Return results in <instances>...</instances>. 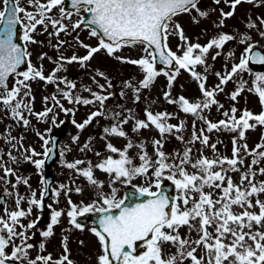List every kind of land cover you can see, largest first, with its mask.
<instances>
[{"label":"snow or ice","instance_id":"6c2138e0","mask_svg":"<svg viewBox=\"0 0 264 264\" xmlns=\"http://www.w3.org/2000/svg\"><path fill=\"white\" fill-rule=\"evenodd\" d=\"M198 2L199 0H71L70 6L76 10L75 14L78 15L83 6V11L90 15L91 18L86 23L95 26L90 31V35L98 37L102 33L108 42L99 39V45L95 48L81 43V47L87 49L86 55L78 57L73 54L70 58L60 57L58 61L54 62L57 67L45 77L42 67L37 69L32 65L29 59L30 53L26 47L21 46L19 41L22 40L25 44L37 43L32 34L36 32L38 26H42L43 32H47L50 25L53 32L48 33L49 37L53 35L59 37L60 33L68 34L67 25L63 21L70 20L74 13L66 10L65 0H47L46 3H42L41 0H28L29 7L34 11H27L25 8L19 7L18 0H3L6 7L4 11H0V89H3L0 91V104L8 111L10 118L27 128L30 125V120L25 116V112L28 116H34L38 122H46V118L52 114V126L59 127L55 115L57 107L65 115H75V108H65L55 94L43 98L45 103L43 111L34 112L32 104L35 98L31 95V87L27 82L39 79L49 84H56L57 91L70 105L99 104V109L91 112L82 123H77L75 119L72 120L78 130L83 131L98 117L113 122L110 127L104 128L105 136L102 138L106 140L105 150L116 154L118 158L108 155L94 166L95 169L108 175L110 194L103 191L104 183L94 178L91 161L66 162L62 160L64 167L74 170L77 177L86 178L87 182L96 190L97 200L86 206L75 205L68 198L67 202L70 208L66 214L69 217V223L81 231L83 227L78 222V216L83 217L92 212L102 214L98 220V228L90 229L100 244L101 254L97 257V264H184L185 260H188L190 264H264V200L259 198L260 194L264 193V181H256L257 173L253 171V166L264 160V151H260V149H264V144H258L252 150L248 149L246 143L238 145V141L245 139L246 130L254 129L257 125L264 126V111L253 115L245 109L237 119V109L233 106L230 112H223L226 119H221L216 123L209 121L203 115V112L213 105L217 107V111L222 109L223 105L214 98L216 94L223 92V85H226L233 77L248 72L250 62L264 65V55L254 52L256 46L251 43L252 37L247 33L233 35L221 32L204 46L190 43L181 26L173 23V20L177 15L190 14L193 10L199 17L206 18L208 13L200 11ZM213 2L219 4L221 0H213ZM224 2L229 5L232 11L225 13L221 9V20L216 25L220 28L224 26V19L233 16L237 5L242 2L254 3L255 0H231V3L229 0H224ZM57 8L60 13L59 18L50 15L53 9ZM21 13L24 16L22 36L18 35L17 29V25L21 23L19 16ZM257 19L259 27L251 20L246 27L256 29L259 36L264 38V18ZM198 22L193 17V23ZM82 23L85 21L80 20L74 23L73 30L81 28ZM171 35L178 36L180 43L177 45V50L182 52L181 55L171 51L168 44V38ZM229 41H236L244 46L239 63H233L231 70L223 74L215 73L219 78V83L211 90L206 89L207 77L194 69L198 65L205 66V72H207V54L211 49H217L215 55L212 56V60H215L221 55L219 50L223 49ZM63 44V41L58 40L54 47L58 50ZM131 45L142 46L146 55L136 60H127L119 56L115 58L139 66L144 74V78L138 86L125 83V87L133 88L134 103L139 102L140 89L149 88L161 74L167 77L169 88L172 87L180 69L189 71L191 77L198 83L202 99H198L194 103H190L183 96L173 98L170 92L164 93L167 103L176 104L180 111L194 117L193 130L189 140L185 141L182 135L185 130L183 121L177 125L167 122L173 118L170 113H153L146 107L144 119L137 118L133 109H125L127 114L122 117L121 112L105 110V102L113 94L101 95L98 92H93L89 87H84L83 91L89 92L91 99L74 95L75 83L66 78H58L56 75L57 72L64 70L65 63L76 62L85 66L86 62L101 50H105L107 55L113 56L123 46ZM227 55L231 58L234 53L229 52ZM45 56L46 54H42L39 59L43 60ZM157 63L169 68L174 67L175 71L161 73L157 70ZM22 65L26 67V70L18 71ZM13 74L23 78L17 81V87H10L6 83ZM97 75L104 76L101 72H97ZM253 76V88L248 91L258 95L262 109H264V74H253ZM93 81L96 82L95 77H93ZM246 83L243 80L238 83L236 90L230 94L231 100H236ZM61 84L65 85L68 90L60 88ZM98 86L103 92L104 86ZM108 87H111L110 82ZM22 89L24 90L23 96H21ZM124 95L125 93L121 91V98ZM28 97L31 99L25 102V98ZM49 99L53 102L51 107L47 106ZM197 120L206 126L200 128L199 134L196 131ZM250 120L256 123L250 124ZM130 121H132L130 131L133 133L147 130L150 126L159 133L160 139L151 141L152 155L146 151L144 141L134 144L131 139H128L124 148L118 149L107 140L108 137L127 139L128 133L123 126ZM214 130L235 134L232 139V158L217 155V144H209L210 138L205 135V132L211 133ZM46 131L50 133L51 128ZM36 135L42 141V152L38 153L32 148H24L20 141L17 143L20 144L18 150L22 151L23 160L34 165L40 174L46 159L54 151L55 141L46 138V135L40 132H37ZM167 135H175L177 140L185 143L182 153L166 154L161 150L162 141ZM15 139L9 133L5 142L11 144ZM261 139L264 140V136ZM78 140L79 136L72 138L73 143H77ZM91 142L92 138H89L80 151H91ZM197 142L201 144L202 148L210 147L215 158H207L201 151L200 156L193 159L191 155L193 149L189 145H194ZM15 147L16 144H13V148ZM132 148L138 149L136 159L139 160V164L134 163V158L128 155V151ZM69 150L67 146L61 149V158ZM95 155L99 157L101 153L96 152ZM8 156L13 163L17 162V157L12 156L11 151ZM247 156H252L253 159L247 166V171L241 172L237 165L243 166ZM35 157L43 158L34 159ZM86 163L88 167H78ZM189 166L193 171L187 170ZM0 168L4 169L5 177L15 176L14 170L5 168L2 163H0ZM217 168L219 170H214ZM231 172H240L239 184H234L229 175ZM259 174L264 175V168L259 169ZM137 177H145L149 182L154 179L156 189H161L162 181H171L178 191V195L175 197L166 196L162 189L152 191L150 187H140L130 193L128 199L135 200L138 196L147 197V199L134 206L122 207L124 200H116V189L112 185L118 181L131 183ZM2 179L4 177H0V180ZM29 179L16 178V183L12 184V188L16 189L17 185H24L29 189V195L23 196L16 193V210L11 212L5 210L7 219L0 217V264H74L69 259L66 236L62 237L61 244L64 253L59 259L53 261L51 255L39 254L35 259L29 258V250L33 249L34 245L29 243L33 236L28 235V232L37 227L41 217H37L34 221L30 220L27 225L20 221L27 219L32 214L33 208L43 211L45 200L49 198L50 193L53 203H59L61 194L68 197L73 190L80 193L82 189L78 186L73 189L68 184H61L55 189H50L47 182L42 179V188L39 198H37V192L31 188ZM205 189H209V191L206 192ZM217 189L219 190L218 195L215 193ZM5 195H11V193L5 191ZM214 195L215 199H213ZM253 197H255V202H253ZM23 202L28 204L26 210L21 208ZM233 206L239 207L242 211L234 212ZM47 208L50 210L49 223L46 230L40 231V236L44 238V241L54 235V226L59 224L60 217L64 214L63 210H56L50 204L47 205ZM256 208L259 209L258 213L251 211ZM112 209H119V213L113 214ZM184 226L188 228V235L181 238L180 229ZM254 226L255 230H253ZM18 228L19 231H17ZM209 228H214V232H210ZM193 232L196 234V239H192ZM17 240L20 243H16ZM81 244H83L82 241ZM165 245H171L176 249V252L166 254L164 252ZM141 246H145L146 250L142 254H135L136 249ZM9 247L12 249L10 253L7 252ZM39 250H45L44 242L39 244ZM198 250L202 253L199 257L196 255Z\"/></svg>","mask_w":264,"mask_h":264},{"label":"rangeland","instance_id":"374dc122","mask_svg":"<svg viewBox=\"0 0 264 264\" xmlns=\"http://www.w3.org/2000/svg\"><path fill=\"white\" fill-rule=\"evenodd\" d=\"M27 11H34L33 8L29 7L28 0H20ZM42 3H46L47 0H41ZM231 3V0H229ZM199 9L200 11L207 12L208 16L206 18H201L197 15L195 10H193L190 14L184 13L179 14L174 17L173 23L179 24L183 29L184 35L187 37L188 41L192 44H200L204 46L208 43V41L218 34V31L222 30L224 33L237 35L238 33H247L252 37L251 43H262L264 44V38H261L256 29H248L246 25L249 21H253L259 27V20L257 18H264V3H248L237 5L233 16L224 19L222 28L217 27L221 20V9L225 13L232 11L228 4L221 0L219 4L213 2V0H202L200 2ZM4 3L3 0H0V11H3ZM83 10H80L81 13ZM50 15L59 18L60 13L57 9H53ZM21 17L24 21L23 13H21ZM193 17H195L199 22L193 23ZM79 19V14H73L70 20H64V24L67 25L68 34L60 33L59 37L53 35L49 37L48 33L53 32V29L49 25L48 31L43 32V27L38 26L36 32L32 34L33 39L37 41V43H32L30 56L33 57L32 65L37 68L43 70V75L47 77L53 70L57 67V64L54 63L58 61L60 57L70 58L73 54L78 57H83L87 54V49L81 47V43L83 45H88L90 47H98L99 40L97 37H93L90 35V30H73L72 25L77 22ZM171 27V25H170ZM43 33V34H41ZM63 41L64 44L57 50L54 46L57 42ZM180 43L178 36L171 35L168 38V44L171 51L175 52L177 55H181L182 52L177 50V45ZM234 45H237L239 48L238 53L244 51V46L240 45L236 41H232ZM216 52L217 49H211L209 55L206 57V64L208 66L207 72H205V66H200L195 71L201 73L207 77L205 87L206 89H213L217 83H219V78L215 75V73L220 72L224 73L233 63H239L240 56H234V59L230 62L228 60H224L226 63V69H224V62L222 56H218L215 60H212V52ZM240 51V52H239ZM237 53V54H238ZM42 54H46L43 60L39 59ZM146 54L143 51L142 46L139 45H131V46H123L119 51L114 53L113 56H109L106 54L105 50H101L93 55L92 59L86 62L85 66H81V64L73 62L71 64L65 63L63 68L64 70L57 72L58 78H66L70 82L69 75L73 70H84L85 75L78 79L75 83L76 89L73 90L74 95H80L84 98L91 99V95L89 92L83 91L84 87H89L93 92H98L101 95L113 94L109 100L105 102V110L118 111L123 115L127 113L124 111L125 109H133L134 114L139 119H144V111L147 107L153 113H163L167 112L172 114L173 118L169 119L167 122L173 125L179 124L181 121L184 122L185 130L182 133L184 140L187 141L190 139L192 134V124L194 117L191 114H185L179 110L176 104H169L164 99V93L170 92L173 98L183 96L189 100L190 103L196 102L198 99H202L200 89L198 87V83L191 77L189 71H185L184 69H180L178 75H176L175 80L172 83V87H168V79L163 74L159 75L155 81L151 84V86L147 89H140L139 102L134 103V91L133 88L125 87V83L128 82L133 86H138L140 81L143 80L144 74L139 68V66L122 62L115 57H123L127 60H136L139 59ZM215 55V54H214ZM50 58V59H49ZM222 66V67H221ZM97 72H101L104 74L103 77L97 75ZM93 77H95L96 82L93 81ZM106 77V79H105ZM251 73L244 72L242 80L247 83L244 86V89L240 92V95L237 96L236 100L233 101L230 99V94L233 93L236 88L238 82L237 76H235L232 80H230L226 85H223L224 91L217 93L214 97L219 104L223 105V108L217 111V107L213 105L210 109H207L203 112V115L207 117V119L213 123L220 121L221 119H226L223 116L224 111H229L234 106L237 109L236 117L240 118L242 112L246 109L249 112L253 113V115L260 114L261 111V103L259 101L258 95L254 92H249L248 89L253 88V79L250 84ZM23 79L18 76L16 79V87L17 81ZM109 82L111 83V87H108ZM31 87V95L35 98L32 104L33 111L38 112L41 111V107H45V103L42 104L39 97H51L53 94L56 95L57 99L60 100V103L64 105L65 108H74L76 105H70L68 102L63 99L60 93L57 91L56 84H49L45 81H40L39 79L35 81L27 82ZM98 85L104 86V91L101 92V89ZM60 88L64 90H68L65 85H59ZM23 89L21 90V96H23ZM123 91L125 93L124 97L121 98L120 93ZM39 96V97H38ZM19 99V97H18ZM31 97L25 98V102H28ZM53 104L52 100L49 99L47 102V106L51 107ZM78 107V115L77 117L69 114L65 115L60 109L57 107L55 110L56 115V123L59 125L61 121L68 122V128L66 135L63 137L61 143V149L67 146L69 151H67L64 157L59 161V168L57 170L56 182L53 185L52 189L57 188L61 184H68L73 189L75 187H80L82 191L80 193H76L74 190L69 193V196L61 194L59 197V203H53V198L50 199L49 204L56 210H63L64 214L60 217V222L56 226H54V235L44 241V238L40 236L41 230H46L47 224L49 223L50 218V210L46 208L43 211H40L36 208H33L32 214L27 219H21L20 223L27 225V223L32 220H36L37 217H41L37 227L31 229L28 232V235L33 236V239L29 241L34 245V248L29 250V258L35 259V257L39 255L48 256L51 255L53 261L59 259L63 253L64 249L62 247V237H67V247L69 249V259H71L74 264H97V257L101 254V249L98 238L94 236V234L90 231L89 226L82 225L83 230L75 229L69 223V217L67 216V211L70 206L68 205V198H70L73 204L78 206H86L91 204L93 201L97 200L96 190L93 186H91L86 178L83 176L77 177V174L74 170H69L63 166L62 160L66 162H74L75 160H84L91 161L93 165V173L94 178L98 181L104 183L103 191L106 194L111 193V188H109V177L106 173L100 171L99 169H95V164L102 161L106 156L112 155L113 158H118L116 154L109 153L105 150L106 140L102 137L105 136L104 128L110 127L113 123L111 120L104 119L102 117H98L91 124L87 126V128L83 129L82 135L79 137L77 143L72 142V138L75 137V134L78 135L79 131L74 127L72 120L75 119L76 122L79 120L87 119L89 114L93 111L99 109V104L82 106ZM25 116L30 120V125L25 128L22 124H18L16 121L10 118V114L7 110L4 109L3 105L0 104V163L4 165L5 168H11L15 172V176H4V169L0 168V177H4V179L0 180V192L7 191L11 193V195H7V206L2 209L0 207V217L7 219L6 211L11 212L16 210L15 204V194L19 193V195L28 196L29 189L24 185H17L16 189L12 188V184L16 183L17 177H25L30 178L29 184L31 188L37 192V198H39L40 189L42 188L41 180L43 179V172L41 171L38 174V170L34 167V165L25 162L22 158V151L18 150L20 144L17 141H20L23 144L24 148H32L36 152L43 151L41 145H37L40 139L36 133L40 132L46 135V138L49 133H47V129L52 128V114H49V117L46 118V122H38L37 120H33L32 116H28L25 112ZM250 124L256 123L255 121L250 120ZM61 128V126H59ZM132 127V121H130L127 125H124V130L128 133V138H118V137H108L107 140L110 141L115 147L118 149H123L127 144L128 139H131L134 144H138L141 141L145 142L146 151L149 155L153 154V146L151 141L153 139H160L159 133L150 126L147 130H141L139 133H133L130 131ZM201 127H206L199 120L196 121V131L199 134V130ZM10 133L11 137H15L16 139L12 141L11 144L6 143L5 139ZM205 135L209 136V144L216 143V154L221 157L232 158V139L235 135L234 133H229L226 131H213L211 133L205 132ZM264 136V126L257 125L254 129H249L245 131V139L243 141H238L239 144L246 143L249 150L255 149L258 144H264V140L261 137ZM22 138V140H21ZM92 138L91 142V151L81 152L80 148ZM219 141V143H217ZM13 144H16V147L13 148ZM163 147L162 151L166 154L172 153H182L185 149V143L177 140L175 135H167L166 138L162 141ZM193 149L192 157L196 159L200 156L201 151L203 155L207 158L213 159L214 154L210 147L202 148L199 142L194 145H189ZM11 151L12 156L17 157V162L13 163L8 156V153ZM138 149L132 148L128 151V155L134 158V163L139 164V160L136 159V153ZM260 151H264V149H260ZM96 152H100L101 156L97 157L95 155ZM76 153L77 155H73ZM41 157H35L34 159H40ZM155 158V157H153ZM253 159L252 156H247L244 160V165H237L240 167L241 172L247 171V166L251 163ZM30 168L27 170V167ZM79 167V166H78ZM88 167L87 163L82 165L80 168ZM264 168V160H261L258 165L253 166V171L257 173L256 181H264V175L259 174V169ZM189 172L193 171L190 166L187 169ZM214 170H219L214 169ZM167 175V173H165ZM229 175L232 177L234 184L240 183V172H231ZM74 182V183H73ZM255 182V181H254ZM131 183L139 186V187H150L152 191L156 188L154 187V179L149 182V180L145 177H137L131 181ZM128 183L116 182L112 187L116 189V200L119 201L123 198V188ZM226 186V181H225ZM205 191H209V189H205ZM178 192V191H177ZM216 195L219 194V190H215ZM215 195L213 199H215ZM259 198L264 200V193L260 194ZM253 202H255V197H253ZM191 206V205H189ZM21 208L27 209L28 204L23 202L21 204ZM6 210V211H5ZM234 212H240V209L237 206H233ZM251 211H256L258 213L259 209H251ZM210 232H214V228L208 229ZM255 230V226L254 229ZM19 231V228L17 229ZM247 231V229H245ZM34 234V235H33ZM188 235V228L184 226L180 229L181 238H185ZM192 239H196V234L193 232L191 234ZM68 239H70V243H68ZM81 241L83 244H81ZM41 242L45 243V250H39V244ZM16 243H20L19 240ZM195 246V245H194ZM98 249L100 251H98ZM12 251L11 247L7 249V252L10 253ZM164 252L166 254H174L176 249L171 245L164 246ZM201 251L198 250L196 255L199 257L201 255ZM184 264H190L188 260L184 261Z\"/></svg>","mask_w":264,"mask_h":264},{"label":"water","instance_id":"95a60500","mask_svg":"<svg viewBox=\"0 0 264 264\" xmlns=\"http://www.w3.org/2000/svg\"><path fill=\"white\" fill-rule=\"evenodd\" d=\"M68 1H69V4H71V0H68ZM71 9H72V8H71ZM90 18H91V17H90V15L88 14V16H86V17L84 18L83 21H85V23H82V26H84V25H89V24L86 23V21L89 20ZM98 31H99V30H98ZM100 35H101V37H102L103 39H105V40L107 41V38H106V37H103V36H102V33H101ZM254 51L260 52L262 55H264V51L261 50V49H258V48H256V47L254 48ZM250 65H251L252 67H254L255 69H261V70H264V65H260V64H256V63H252V62H250ZM156 67H157V70L160 71V72L163 71V70H165V69L175 70L174 67H173V68H169L168 66H166V65H161V64H159V63H157ZM13 75H14V74H13ZM13 75L9 77V80H8V81H6V83L9 84L10 87H12V85H11V83H10V80L13 79ZM161 189L163 190V192H164V194H165L166 196H172V197H175V186L172 184L171 181L165 180L164 182H162V184H161ZM161 189H159V191H160ZM136 190H137V189H136V188H133L132 186H129V187L126 188V200H125V202H124V205H122V207H124V206H134L136 203H140V202H142L143 200H146V199H147V197H139V196H138V198L135 199V200L128 199L129 194L135 192ZM112 213H113V211H112ZM118 213H119V210L117 211L116 214H118ZM92 215H93V214H91V216L88 215V214H86V215L84 216L83 219H84V220H87V219H92V220H93L94 217H92ZM139 248H140V247H139ZM139 248H137V249L139 250ZM135 254H139V252L136 250V253H135Z\"/></svg>","mask_w":264,"mask_h":264}]
</instances>
